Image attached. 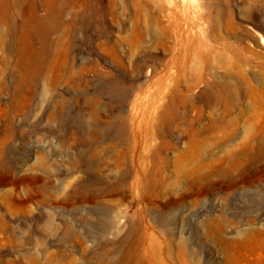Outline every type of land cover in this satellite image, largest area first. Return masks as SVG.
Masks as SVG:
<instances>
[{
  "label": "rangeland",
  "instance_id": "rangeland-1",
  "mask_svg": "<svg viewBox=\"0 0 264 264\" xmlns=\"http://www.w3.org/2000/svg\"><path fill=\"white\" fill-rule=\"evenodd\" d=\"M86 2L0 0V264H264V0Z\"/></svg>",
  "mask_w": 264,
  "mask_h": 264
},
{
  "label": "bare ground",
  "instance_id": "bare-ground-1",
  "mask_svg": "<svg viewBox=\"0 0 264 264\" xmlns=\"http://www.w3.org/2000/svg\"><path fill=\"white\" fill-rule=\"evenodd\" d=\"M82 3L86 5L87 2H86V0H82ZM43 24H44V23H43ZM174 60H175V59H174ZM238 91H239V90H238ZM240 91H241V90H240ZM218 94H219V93H218ZM223 99H224V97H223ZM221 100H222V99H221ZM222 102H223V100H222ZM218 103H219V102H218ZM220 103H221V102H220ZM221 104H223V103H221ZM139 128H140V127H139ZM197 135H198V134H196V136H197ZM197 137H198V136H197Z\"/></svg>",
  "mask_w": 264,
  "mask_h": 264
}]
</instances>
